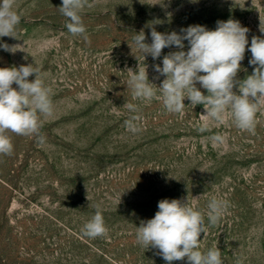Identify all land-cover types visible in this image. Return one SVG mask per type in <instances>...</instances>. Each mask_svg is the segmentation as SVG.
Segmentation results:
<instances>
[{"label": "rangeland", "instance_id": "rangeland-1", "mask_svg": "<svg viewBox=\"0 0 264 264\" xmlns=\"http://www.w3.org/2000/svg\"><path fill=\"white\" fill-rule=\"evenodd\" d=\"M61 4L16 0L15 38L0 37V44L21 46L14 54L0 48V68L33 63L53 103L38 136L6 133L13 151L0 154V264H166L158 249L146 250L135 238L162 199L188 202L204 215L201 252L219 248L223 264H264V107L254 132L236 128L230 115L201 132L203 105L185 98L183 111L172 114L158 99H134L126 85L129 68L146 66L159 87L166 77L154 79V65L181 50L166 47L158 59L144 58L133 44L141 30L150 44L153 27L215 30L229 19L249 29L235 78L246 79L255 67L251 38H264V0H87V41L69 33ZM233 91L239 94L238 86ZM134 116L135 133L126 123ZM215 135L224 143L214 144ZM212 198L228 205L214 225L207 217ZM98 210L107 232L86 237L84 225Z\"/></svg>", "mask_w": 264, "mask_h": 264}, {"label": "clouds", "instance_id": "clouds-1", "mask_svg": "<svg viewBox=\"0 0 264 264\" xmlns=\"http://www.w3.org/2000/svg\"><path fill=\"white\" fill-rule=\"evenodd\" d=\"M16 0H0V37L15 38L16 27L20 15L15 10ZM87 0H62L59 12L67 19L66 27L73 36L83 37L87 41L86 28L81 13ZM260 32L264 33V22H260ZM249 29L242 27L239 21L229 19L217 21L215 30H207L205 26L191 25L182 28L180 33H160L153 27L151 43L146 42L143 30L133 37L136 50L153 60L161 57L164 48L175 46L180 51L169 52L163 57L162 67L154 65L159 76L166 77L159 87L149 81L146 66H138L136 71L128 69L127 88L134 99L151 101L153 98L162 102L167 112L181 113L187 98L190 104L203 105L205 113L201 115L203 124L200 131L209 125L223 124L226 116H231L233 124L242 131L254 132L256 114L264 107V38L253 36L248 51L251 53L249 64L255 66L246 79L236 80L245 58L246 46L249 45L247 33ZM184 41L188 42L185 52ZM6 52L15 53L20 45L0 44ZM132 50V48H131ZM200 73H204L201 75ZM35 75L31 82L28 78ZM200 88L207 91L203 94ZM13 84L17 87L14 88ZM238 86V92L233 91ZM159 90L160 95H157ZM51 89L46 87L40 77V69L33 63L20 65L18 68H0V154L11 155L13 144L8 132L21 136H38L41 117L53 115ZM131 112L137 110L136 105L125 103ZM127 127L133 133L139 131L133 121ZM214 144H223L220 135L210 137ZM227 202L212 198L207 205L208 222L216 224L227 211ZM104 218L98 210L84 225L83 234L89 238L105 235ZM206 235L204 215L179 199H162L158 202V211L154 218L141 221L136 228V243L146 250L150 247L158 249L166 264L186 258L187 264H223L219 248L201 252L200 235Z\"/></svg>", "mask_w": 264, "mask_h": 264}]
</instances>
